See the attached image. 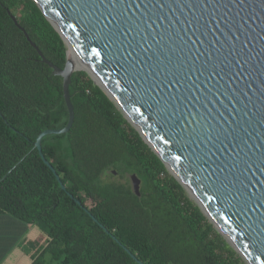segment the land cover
Listing matches in <instances>:
<instances>
[{
	"label": "water",
	"instance_id": "1",
	"mask_svg": "<svg viewBox=\"0 0 264 264\" xmlns=\"http://www.w3.org/2000/svg\"><path fill=\"white\" fill-rule=\"evenodd\" d=\"M34 1L75 57L67 50L56 67L21 29L63 78L67 125L35 143L62 189L41 143L72 128L69 87L80 70L227 243L247 264H264V0ZM127 177L139 196L140 180Z\"/></svg>",
	"mask_w": 264,
	"mask_h": 264
},
{
	"label": "trees",
	"instance_id": "2",
	"mask_svg": "<svg viewBox=\"0 0 264 264\" xmlns=\"http://www.w3.org/2000/svg\"><path fill=\"white\" fill-rule=\"evenodd\" d=\"M21 29L60 69L68 49L34 0H0V214L47 237L31 264H246L84 71L69 87L72 128L41 143L62 189L35 143L67 125L63 78ZM109 170L125 182L103 183Z\"/></svg>",
	"mask_w": 264,
	"mask_h": 264
},
{
	"label": "crops",
	"instance_id": "3",
	"mask_svg": "<svg viewBox=\"0 0 264 264\" xmlns=\"http://www.w3.org/2000/svg\"><path fill=\"white\" fill-rule=\"evenodd\" d=\"M34 240L44 243L42 252L48 239L39 229L10 215L0 214V264H22L21 260L31 254L28 250L34 249ZM23 241H29L27 247H22Z\"/></svg>",
	"mask_w": 264,
	"mask_h": 264
},
{
	"label": "rangeland",
	"instance_id": "4",
	"mask_svg": "<svg viewBox=\"0 0 264 264\" xmlns=\"http://www.w3.org/2000/svg\"><path fill=\"white\" fill-rule=\"evenodd\" d=\"M80 71V70H79ZM171 174V173H170ZM172 175V174H171ZM101 181L103 183H109V182H125V180L115 171V170H109L107 171L101 178ZM187 193V192H186ZM188 195V193H187ZM189 196V195H188ZM193 201V200H192ZM195 203V202H194ZM196 204V203H195ZM29 241H23L22 242V247H27L28 246ZM34 243V249L33 250H28L27 253H31L30 255L27 256V258H23L21 260L22 264H29L30 262L34 261V259H36L39 256V253L41 252L44 243H40L39 241H33ZM19 250H21V248H19ZM45 264H50L49 263V257L48 255L45 256ZM243 261L246 263V261L244 260V258L242 257ZM30 261V262H29ZM51 264H61L58 263L57 261L52 262ZM247 264V263H246Z\"/></svg>",
	"mask_w": 264,
	"mask_h": 264
},
{
	"label": "bare ground",
	"instance_id": "5",
	"mask_svg": "<svg viewBox=\"0 0 264 264\" xmlns=\"http://www.w3.org/2000/svg\"><path fill=\"white\" fill-rule=\"evenodd\" d=\"M68 52H69V59L71 60H75V57H74V51L72 49V47H68ZM90 74L92 75V77L94 78V80L98 83V84H101V82L96 78V76L92 73V71L90 69H88ZM102 85V84H101ZM103 86V85H102ZM110 94V93H109ZM111 96V95H110ZM112 97V96H111ZM113 98V97H112ZM113 100H115L113 98ZM130 119V118H129ZM131 120V119H130ZM173 173V172H172ZM174 174V173H173ZM175 175V174H174ZM231 242V241H230ZM232 243V242H231Z\"/></svg>",
	"mask_w": 264,
	"mask_h": 264
}]
</instances>
